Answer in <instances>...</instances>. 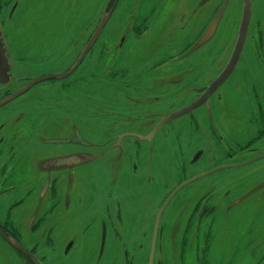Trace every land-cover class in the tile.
<instances>
[{"label":"flooded vegetation","instance_id":"flooded-vegetation-1","mask_svg":"<svg viewBox=\"0 0 264 264\" xmlns=\"http://www.w3.org/2000/svg\"><path fill=\"white\" fill-rule=\"evenodd\" d=\"M123 2L111 0L93 29L79 31L73 44L80 53L70 68L35 76L25 84L16 78L21 84L15 87L11 83L14 54L0 3V31L9 60L8 81L0 84V99L14 103L49 79L63 80L59 89L68 95L72 89L66 92L68 84L64 82L69 78L74 82V92L85 101L75 110L88 120H96L101 131L95 138L76 132L69 137L40 139L29 129L26 135L16 131L30 120L22 116L19 121L14 116L28 112L19 107H28L31 102L0 106V264H139L142 259L144 264H150V259L151 264H181L185 252L197 254L200 264H209L212 259L204 262L205 254L215 242L210 228L217 232L221 216L233 214L234 228L244 227L249 236L246 246L258 241L257 256L264 258V231L256 240L251 236L254 228H264V84L260 71L253 66L254 62L264 65V50L252 45L246 59L250 79L241 96L232 86L231 96L221 90L231 74L218 83L222 72L195 75L199 68L189 67L178 71L187 72L179 75L140 78L137 74L142 83L134 99L130 86L120 90L118 84L125 80L103 82L91 71L76 72L93 49L109 57L111 51L124 50L126 42L115 45L108 30ZM141 4L142 0H137V11L124 12L134 20L132 32L145 17L139 13ZM102 18L105 23L96 37ZM13 23L9 18V25ZM120 26L116 18L111 29L119 30ZM247 40L248 32L232 72ZM176 62L186 66L189 61ZM94 84L101 89L95 92ZM59 97L58 103L67 105L59 102L62 95ZM91 97L95 100L89 106L86 102ZM16 140L27 146L15 149ZM33 143L64 151L44 157L41 172L23 174L19 183L18 172L25 163L29 165ZM76 155L84 156L80 164L62 166L65 158ZM85 166L101 170L77 174ZM132 188H137L138 194L131 193ZM19 194H24L23 199ZM20 209L25 215H19ZM248 214L250 219L245 221ZM73 227L78 230L72 231ZM217 250L219 258L225 255L223 247ZM234 260L228 263L223 259L219 264H236Z\"/></svg>","mask_w":264,"mask_h":264},{"label":"rangeland","instance_id":"rangeland-1","mask_svg":"<svg viewBox=\"0 0 264 264\" xmlns=\"http://www.w3.org/2000/svg\"><path fill=\"white\" fill-rule=\"evenodd\" d=\"M79 1L81 2L79 5L71 2L73 11L65 14L60 2H58V7L52 9L49 2L46 4L45 1L42 2L40 0H0L1 11L4 13L5 20H7V37L14 54L11 68V83H14L13 87L21 84L19 79L24 81L25 84L35 76L60 72L72 66L80 53L79 49H76L73 44L79 31L87 27H89V30L93 29L97 25V21L106 4L111 2V0ZM243 1L227 0V6L214 35L206 44L196 48L198 47L196 45L198 40L204 34L207 23L212 19L222 2H224L223 0H142L139 13L146 18L144 17L139 28L134 29L133 32L134 20L124 16V12L137 11V0H124L118 6L115 14V19H119L121 23L119 30L111 29L115 19L112 20L110 28H108L112 32L110 35L115 45L120 47L126 42L124 50L109 52V57L107 54L102 56V50L93 51V49L86 57L84 56L85 58L83 57L84 61L79 63L80 66L76 72L80 74L82 71L83 73L87 70L91 71L95 79L98 81L103 80V82H109L113 79L119 82L125 80L123 84H118L120 90L126 85L130 86V92H134L130 96L135 97L134 99L137 98V90H139L138 87L142 83V79H137V74L140 78H147L151 75H179L187 72L178 71L189 67L199 68L195 75L204 73L207 76H213L218 71L220 74L231 58L233 52L231 51V45L237 40L242 21ZM251 3L250 14L252 12V15H250L251 19L249 18L247 28L248 45L245 46L236 68L221 88L222 91H227L226 95L228 96H231L230 91H232V88L237 91L238 96H241L247 89L244 85L250 77L246 64L249 60L252 45H260L262 50H264V0H251ZM42 15L47 17L46 24L48 25L47 31L44 33H42L44 29L42 30L37 25L42 22L40 20V18H43ZM9 18L14 21L11 26L9 25ZM64 21L65 25L68 22H73L75 25L64 32L61 27V23ZM32 25L35 28H30ZM114 26L117 27L118 24L115 23ZM18 38L19 44L17 42ZM85 38L87 39L88 36ZM158 52L163 54L157 55ZM255 56L258 61V53ZM177 59L188 60L189 62H186L188 65L181 66L182 63L176 62ZM106 61L109 62L107 63ZM253 66L260 71L261 81L264 84V65H262V68L261 63L254 62ZM25 71L27 74H24ZM192 72L190 71V73ZM127 75L131 77L128 78ZM65 80L64 83L68 84L66 85V92L72 89L68 92V95H64L62 89H59L61 86L60 82H63V80L49 79L42 84L36 85L29 93L24 94L14 103H7L9 101L4 98L0 99V103L6 102L7 105L4 108H10L18 104V102H31L28 107H19L27 108L29 113L25 111L21 115L20 113L17 114L14 118L21 121L23 119L22 116H28L30 121L27 122L25 129L29 128L31 134L36 135L37 138L39 136L40 139L43 137H69L76 132H82L84 136L86 135L89 138L99 137L101 134L98 127L99 123L97 124L96 120L86 119L78 110H75L77 107L84 106L85 101L81 100L80 95L74 92V82L70 83L69 78ZM229 86H232V88ZM59 95H62V101L59 102H68L65 103L67 105L58 103V99L60 100ZM119 96L124 97L122 95ZM1 97L2 92H0ZM94 100L91 97L86 103H89L90 106ZM126 102L137 101L127 99ZM3 103L0 106H3ZM52 113L54 114L52 115ZM51 123L57 125L49 126ZM78 124L81 128L78 127L79 131L77 129L74 130V127L78 126ZM90 124L94 127L92 128ZM33 145L31 159L26 153V160L30 159L29 165L27 166L25 163V166L23 165V168L18 172L17 178L20 176L18 179L19 183L24 179L22 178L24 177L23 174L31 173L32 170L41 172L40 167L43 164L42 159L44 157L64 151V149H60L57 146H43L34 143ZM1 164L2 162H0ZM89 167L91 166L79 168L77 174H88V172L89 174H97L101 170L100 167ZM14 170L16 171L17 167ZM115 184L118 185V183ZM88 185L90 191V184L88 183ZM97 186L99 187L100 184ZM130 190L131 193L136 192L138 194L137 188ZM137 194L135 195L136 202ZM19 195L23 199L24 194ZM161 195L162 193L159 192L157 197L160 198ZM15 196L16 194H14V198ZM128 198L126 197V199ZM19 215H25L23 209H20ZM233 215L229 218L221 216L222 221L218 224L221 229H217V232L214 233L210 228L212 234L210 236L213 237L212 241L215 242L206 252L204 262L208 258V261L212 259L209 264H219V261L223 258H219L220 251L217 248L221 246L225 255L232 254V258H235L234 261H237L236 264H264V258L257 256V249L260 244L258 241H252L248 247L246 246L247 243L245 241L248 240L247 237L249 236L246 234L244 227H240V229L234 228L235 225L232 224V221L235 218ZM249 219L250 214L245 218V221ZM19 227L21 229V224ZM77 228L73 227L72 231L78 230ZM263 231L264 228H254L251 236L255 237L256 240ZM216 240H218L217 243ZM176 245L174 242L175 247ZM234 252L235 255H233ZM193 256V254L185 252L181 256V264H200L199 256L197 254ZM229 260L228 263L230 262ZM142 262L144 264V259L139 260V264H142Z\"/></svg>","mask_w":264,"mask_h":264},{"label":"water","instance_id":"water-1","mask_svg":"<svg viewBox=\"0 0 264 264\" xmlns=\"http://www.w3.org/2000/svg\"><path fill=\"white\" fill-rule=\"evenodd\" d=\"M227 5V0H224L222 6L219 8V10L217 11V13L215 14V16L213 17L210 25L208 26V28L206 29V31L204 32V34L201 36L200 40L198 41V43L196 44L197 46H201L204 43L208 42L212 36L214 35L217 25L219 23V21L221 20V17L225 11V7ZM250 8H251V0H244L243 1V8H242V21H241V25L238 31V35H237V40H236V45H235V49L233 50V53L231 55V58L226 66V68L223 70V72L221 73V78H219L217 81H220L218 83H221L224 79H226L232 72L233 67L235 66L241 49L243 47L245 38H246V34H247V28H248V24H249V16H250ZM106 10V8H105ZM105 12V11H104ZM104 20L105 18H102L97 31H96V37L98 35V33H100L103 25H104ZM93 40L90 41V43H92ZM89 43V45H90ZM85 51V50H84ZM8 70H9V60L7 58L6 55V51H5V43H4V39L2 37L1 31H0V84H4L5 82L8 81ZM39 81V80H38ZM217 85V83H216ZM3 102L0 103V105ZM84 159V156L82 155H76V156H71V157H67L64 159V161L61 162V164H63L62 166H64L65 164H67L69 166H75L80 164ZM152 262V259H150V264Z\"/></svg>","mask_w":264,"mask_h":264},{"label":"bare ground","instance_id":"bare-ground-1","mask_svg":"<svg viewBox=\"0 0 264 264\" xmlns=\"http://www.w3.org/2000/svg\"><path fill=\"white\" fill-rule=\"evenodd\" d=\"M40 1H45L46 4L49 2L50 6L52 9L58 7V2H60V6L65 10V14H69L71 13V11H73V8L71 6V2H73L75 5H78L81 3L79 0H40ZM79 1V2H78ZM43 18H40V20L42 21L40 24H37L42 30L44 29V31L42 33H44L45 31H47V28H48V25L46 24V20H47V17H44V15H42ZM61 27L64 29V32L66 30H69V28H71L72 26H74L75 24H73V22H68L67 25H65V21L63 23H61ZM30 28H35L33 25L30 26ZM17 42L19 44V38L17 39ZM111 52H116V51H111ZM101 88L97 87L96 84H94V91H99ZM26 123L22 124V125H19L18 129L16 131H23L24 133L28 131L29 128H26ZM25 129V130H24ZM30 130V129H29ZM28 134V132H27ZM19 140V139H18ZM18 140H16L14 143H13V147L16 149V148H20V147H26L27 145L26 144H22L20 142H18ZM221 255V253H220ZM229 257H230V260L232 259V254L230 255H223L221 256V258H223L224 260H229ZM222 259V260H223Z\"/></svg>","mask_w":264,"mask_h":264}]
</instances>
